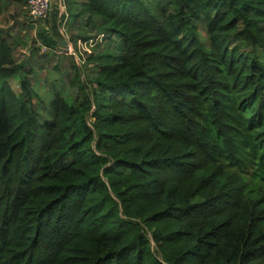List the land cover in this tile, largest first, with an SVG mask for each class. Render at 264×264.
Masks as SVG:
<instances>
[{
    "label": "trees",
    "instance_id": "16d2710c",
    "mask_svg": "<svg viewBox=\"0 0 264 264\" xmlns=\"http://www.w3.org/2000/svg\"><path fill=\"white\" fill-rule=\"evenodd\" d=\"M66 15L97 70L45 118L0 34V264H264V0H83L31 57Z\"/></svg>",
    "mask_w": 264,
    "mask_h": 264
},
{
    "label": "rangeland",
    "instance_id": "374dc122",
    "mask_svg": "<svg viewBox=\"0 0 264 264\" xmlns=\"http://www.w3.org/2000/svg\"><path fill=\"white\" fill-rule=\"evenodd\" d=\"M71 0H63L64 4L70 3ZM68 2V3H67ZM58 6V3L56 4L54 0H51V17L49 18V21L53 19V14L55 12H58L56 7ZM14 11L15 9H18V15H16L13 12V9L11 7L7 8L0 17V24H3L2 29L6 28V34L5 38L12 43L14 48V57L16 62H22L28 59V64L25 65V70L28 71L29 77L31 79V85L33 94L32 95H39L40 101L37 103V110L41 114V118L48 117V112L50 110L49 102L52 99V97L57 93L62 95L66 98V100L69 103H72L75 105L77 94L79 95V90L77 89V86L71 85V80L75 79V74L78 71H80V80L83 81L85 84L93 85L91 83L92 77H94L96 73V66L95 61L93 60H87V52L81 51V54L79 53V59L76 57V55L73 54L74 58H71L70 55H62L60 58L57 57V54L52 53V49L50 48H43L39 47L38 52L42 55L41 57L32 56L29 55V51L35 44L31 45L29 41V28L33 27H39L41 24L37 23L38 21H30L27 18V9L24 8H18L13 7ZM12 10V11H11ZM11 11V12H10ZM66 16L61 17V21L63 23V26L59 25L60 32L59 33V39L62 40L65 39L68 41V47L71 52V46L69 45V40L65 36V33L62 28L67 30L66 24L64 23V19ZM23 19V20H21ZM25 19V21H24ZM68 19H66L65 22H67ZM84 18H76L74 22H72V26L68 24V27H72V29H68L69 36L77 35V33L84 32L83 25ZM12 24V25H11ZM50 27V23H45ZM8 25H11L10 27ZM83 25V26H82ZM1 27V26H0ZM32 28V31L34 30ZM1 29V28H0ZM58 29V28H57ZM36 32V31H35ZM35 32L34 36H36ZM95 31L91 32L94 33ZM61 33V34H60ZM64 33V34H63ZM95 35V33H94ZM105 36H98L94 38V42L92 44H95V40L99 41V46L95 49L97 51H103L104 48L107 46L108 41L105 40ZM37 45H39L37 43ZM42 45V44H41ZM52 43H47V46H52ZM57 50L61 53L64 52V47L60 44L57 46ZM45 51H48V54L43 55L44 53H47ZM69 52V51H68ZM67 52V53H68ZM77 59V60H76ZM81 64V65H80ZM88 77V79H87ZM19 79L20 75L16 74L14 77L9 79V84L11 88H13L14 92L16 94L20 93V87H19ZM89 83V84H88ZM34 103H36V99L33 98ZM36 107V104H35ZM151 246L156 251V246L151 242ZM158 258L159 254H158Z\"/></svg>",
    "mask_w": 264,
    "mask_h": 264
},
{
    "label": "crops",
    "instance_id": "0c3cea01",
    "mask_svg": "<svg viewBox=\"0 0 264 264\" xmlns=\"http://www.w3.org/2000/svg\"><path fill=\"white\" fill-rule=\"evenodd\" d=\"M83 0H74V4H72L71 6H70V8H69V10H68V7L66 6V4H64L63 5V0H54V2L57 4L58 3V6L56 7L57 9H58V14L59 15H61L62 13H64V11H65V14H66V12H67V14H68V12L70 13V12H74V11H76V6L77 7H80V5H81V2H82ZM2 2L4 3V6H5V8L7 9V8H9V7H11L12 9H13V12H14V8L13 7H15L16 6V3L15 2H11V0H2ZM0 5H1V0H0ZM1 8H2V6H1ZM23 8V7H22ZM21 8V9H22ZM24 9H25V6H24ZM12 11V10H11ZM10 11V12H11ZM2 13H3V11H2ZM69 17V16H68ZM68 17H67V15H66V17H65V21H66V18L68 19ZM83 17V15L80 17H78V18H82ZM25 18H27L28 20H29V16L27 15ZM31 19V18H30ZM23 20V19H22ZM25 20V19H24ZM32 20V19H31ZM37 23H39V24H41L40 25V27L42 28V29H44V30H47L48 29V27H46V26H44L45 24L43 23V22H37ZM12 25V24H11ZM11 25H8L9 27L11 26ZM0 34H2V37L3 38H5V34H6V31L5 30H7L6 28H4V29H2V26H3V24H0ZM36 28H38V27H36ZM35 28V29H36ZM63 29V31H64V33H65V36L67 37V39L69 40V45L71 46V52H70V49L67 51V52H65V53H61V52H59L58 50H57V46H58V44H60V41L61 40H58V42H57V44H56V50H55V54H57V57L58 58H60V56H62V55H65V56H67V55H70L71 56V58H74L73 57V54L74 55H76V57H78V51L77 50H79L80 51V54H81V51H84V50H86V51H88L87 49H85L84 47H81V45H82V41L81 40H79V39H76V38H71V36H69V33H68V29H72V28H70V27H68L67 28V30H65L64 28H62ZM58 31L60 32V29H59V25H58ZM63 33V34H64ZM61 34V33H60ZM61 45V44H60ZM77 49V50H76ZM30 53V52H29ZM78 59H79V57H78ZM77 60V59H76Z\"/></svg>",
    "mask_w": 264,
    "mask_h": 264
},
{
    "label": "built area",
    "instance_id": "2783aa9c",
    "mask_svg": "<svg viewBox=\"0 0 264 264\" xmlns=\"http://www.w3.org/2000/svg\"><path fill=\"white\" fill-rule=\"evenodd\" d=\"M26 9L33 20L48 19L51 13V0H27ZM42 47L45 48L43 45ZM81 47L87 48L84 43H82Z\"/></svg>",
    "mask_w": 264,
    "mask_h": 264
},
{
    "label": "water",
    "instance_id": "95a60500",
    "mask_svg": "<svg viewBox=\"0 0 264 264\" xmlns=\"http://www.w3.org/2000/svg\"><path fill=\"white\" fill-rule=\"evenodd\" d=\"M60 44L65 48L64 51L67 52L69 50V47H68V41L65 40V39H62L60 41Z\"/></svg>",
    "mask_w": 264,
    "mask_h": 264
}]
</instances>
